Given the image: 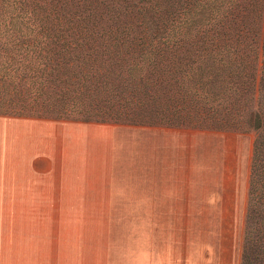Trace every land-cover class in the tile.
Segmentation results:
<instances>
[{
    "label": "trees",
    "instance_id": "1",
    "mask_svg": "<svg viewBox=\"0 0 264 264\" xmlns=\"http://www.w3.org/2000/svg\"><path fill=\"white\" fill-rule=\"evenodd\" d=\"M0 115L253 132L238 264H264V0H0Z\"/></svg>",
    "mask_w": 264,
    "mask_h": 264
},
{
    "label": "crops",
    "instance_id": "2",
    "mask_svg": "<svg viewBox=\"0 0 264 264\" xmlns=\"http://www.w3.org/2000/svg\"><path fill=\"white\" fill-rule=\"evenodd\" d=\"M169 130L0 115V264H164V214L197 211L196 134ZM112 214H141L124 254Z\"/></svg>",
    "mask_w": 264,
    "mask_h": 264
},
{
    "label": "rangeland",
    "instance_id": "3",
    "mask_svg": "<svg viewBox=\"0 0 264 264\" xmlns=\"http://www.w3.org/2000/svg\"><path fill=\"white\" fill-rule=\"evenodd\" d=\"M149 126L179 133L190 130V138L193 131L196 134L197 211L164 214V264H238L254 133ZM133 215L138 222L141 214H112L122 254L126 247L122 238Z\"/></svg>",
    "mask_w": 264,
    "mask_h": 264
}]
</instances>
